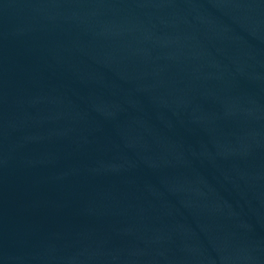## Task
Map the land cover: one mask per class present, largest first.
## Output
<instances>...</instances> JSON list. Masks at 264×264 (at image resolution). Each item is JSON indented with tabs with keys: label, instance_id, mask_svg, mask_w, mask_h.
Returning a JSON list of instances; mask_svg holds the SVG:
<instances>
[{
	"label": "water",
	"instance_id": "water-1",
	"mask_svg": "<svg viewBox=\"0 0 264 264\" xmlns=\"http://www.w3.org/2000/svg\"><path fill=\"white\" fill-rule=\"evenodd\" d=\"M0 264H264V0H0Z\"/></svg>",
	"mask_w": 264,
	"mask_h": 264
}]
</instances>
